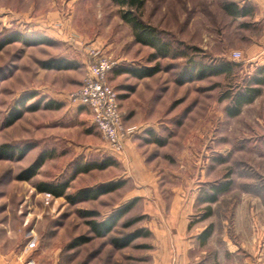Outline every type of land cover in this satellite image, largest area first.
Listing matches in <instances>:
<instances>
[{
  "label": "rangeland",
  "instance_id": "obj_1",
  "mask_svg": "<svg viewBox=\"0 0 264 264\" xmlns=\"http://www.w3.org/2000/svg\"><path fill=\"white\" fill-rule=\"evenodd\" d=\"M232 2L251 14L231 17L224 5ZM262 9L253 0H146L142 22L190 58L237 64L232 74L189 79L188 58L154 59V49L135 40L133 25L122 18L126 8L114 0H0V46L17 33L43 41L0 49V147L25 150L0 155V255L22 256L29 264H155L168 237L162 230L180 214L189 220L187 237L196 236L191 255L197 262L264 264V85L239 115L228 110L231 97L264 78ZM96 50L117 63L108 84L124 127L136 128L132 159L127 149L112 151L90 111L69 100ZM233 51L242 57L235 59ZM59 60L72 67L47 66ZM155 67L160 72L144 79L127 72ZM52 101L60 108L45 107ZM42 156L36 175L26 178ZM228 180L231 189L205 219L210 187ZM65 182L72 197L122 186L77 203L36 188ZM128 205L106 236L90 229L89 221L107 220ZM209 229L202 245L198 237ZM138 231L130 244L115 243ZM78 238L88 241L74 246ZM167 247L173 254L174 245Z\"/></svg>",
  "mask_w": 264,
  "mask_h": 264
},
{
  "label": "trees",
  "instance_id": "obj_2",
  "mask_svg": "<svg viewBox=\"0 0 264 264\" xmlns=\"http://www.w3.org/2000/svg\"><path fill=\"white\" fill-rule=\"evenodd\" d=\"M146 0H114V3H116L118 6L122 8H126L124 12L122 13V18L127 22L128 24L133 25L134 28V37L135 40L142 45H146L154 49L155 55L153 56L154 59L158 58H171V59H179V58H188L189 61V79H204V77H207L209 75L211 76H219L223 74H232L235 67H237L236 63H229V62H220L219 64H211L202 62L199 60H196L193 57H189L188 53L186 51L180 50L178 47L175 46L172 42L164 39L162 37V33L159 32L155 27L144 24L142 20L140 19V15L143 13V8L145 6ZM225 10L227 13L232 17H245L250 15L251 12L247 8L239 7L237 3H230L224 5ZM139 13V14H138ZM15 41H22L23 43L27 45L35 44V43H42L43 41L40 38L37 37H29L24 38L21 34L17 33L12 35L11 37L5 39L2 42V45L0 46V49L7 44L13 43ZM48 67L51 68H71L72 64L69 62H65L62 60L52 62L50 64H47ZM137 78L144 79L146 77H151L160 72V68L155 67L153 69H146V70H136L132 69V71H127ZM253 84L249 85L243 92L237 93L232 98V106L228 109L229 114L232 117H235L241 113V109L245 105H249V103H252L258 96L261 94L260 87L264 85V78H254ZM48 109H55L60 108L59 104H56L54 101L48 102L45 105ZM32 108H38L37 106H34ZM20 115H17L13 118L12 122H16ZM24 154L25 150L17 149L15 147H12L10 145H3L0 147V155L5 157H13L16 154ZM35 164L27 171L26 178L32 179L36 175V171L40 167V165L44 162L45 157L42 156L39 158ZM92 168H95L93 165L91 166H85L80 171L81 172H88L91 171ZM96 168H105V166H98ZM29 175V176H28ZM68 182L62 183L60 185H52L47 183H39L36 188L41 193L51 194L54 197L62 198V196H66L69 201L73 203H77L78 199L83 200H92L97 199L102 195H105L108 192H112L116 189H119L120 186H122V182L120 183H114V184H108L106 186H102L96 189L91 190H82L80 191L77 196H70L67 195V190L70 188ZM233 185V182L228 180L222 185H215L210 187V190L208 191V194H206V203L209 204L206 208L207 215L205 216V219H207L209 216L212 215V204L216 203L218 201V196L222 195V193L228 192ZM131 208V205H128L124 208H122L120 211L116 212L107 220L104 221H89L88 225L91 230L94 231V233L98 237H104L108 233L112 232L118 221L121 219V217L128 212V210ZM85 215H87V218H92L95 216V213L92 212H86ZM134 222L127 223V226L132 225ZM141 234V231L136 232L133 236H130L126 239L121 240H115V243L117 246H125L130 244L131 241L135 240L136 237H139ZM211 235V229L209 231H205L199 236V241H201V244L204 245L206 243V240ZM88 239L86 238H78L74 246H78L79 244L86 243ZM121 241V242H120Z\"/></svg>",
  "mask_w": 264,
  "mask_h": 264
},
{
  "label": "built area",
  "instance_id": "obj_3",
  "mask_svg": "<svg viewBox=\"0 0 264 264\" xmlns=\"http://www.w3.org/2000/svg\"><path fill=\"white\" fill-rule=\"evenodd\" d=\"M233 57L239 60L241 51H233ZM88 73L79 90L69 96L77 107L86 108L93 118V125L99 130L104 142L116 153H123L127 140L136 134V128L126 129L119 111V98L116 91L108 84V76L117 63L99 51L92 53Z\"/></svg>",
  "mask_w": 264,
  "mask_h": 264
},
{
  "label": "crops",
  "instance_id": "obj_4",
  "mask_svg": "<svg viewBox=\"0 0 264 264\" xmlns=\"http://www.w3.org/2000/svg\"><path fill=\"white\" fill-rule=\"evenodd\" d=\"M253 1L258 5V7L260 8L264 7V0H253ZM262 12H264L263 9ZM260 56L262 58H260L259 60L262 61V59H264V52H262ZM126 142H127L126 155L127 156L129 155L128 158L131 156L132 159L134 154V144L131 142V140H127ZM167 221L168 223H166L165 228L162 230V232H164L162 234L166 233L167 234L166 236L168 237L165 238V240L163 241L164 243H162L160 247L162 250L160 253L162 252L163 253L160 256V259H156L155 264H201L196 261L197 256L191 255V253L195 250L194 248H195L196 236H194V238H191L190 235L189 237H187L189 232L188 218L184 215L182 216L180 214L179 215L176 214V215H172L171 218H169ZM170 243H172V246L174 245L173 254L175 255L176 258H173L172 256L173 254H171L172 253L171 250L168 251L167 244ZM35 263L36 262H34V264ZM0 264H29V263H27L25 258L22 256L19 258L17 256L13 257L11 255H6V256L0 255Z\"/></svg>",
  "mask_w": 264,
  "mask_h": 264
}]
</instances>
